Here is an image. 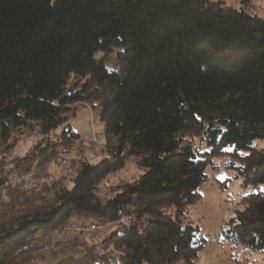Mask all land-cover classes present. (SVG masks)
Masks as SVG:
<instances>
[{
  "label": "trees",
  "instance_id": "1",
  "mask_svg": "<svg viewBox=\"0 0 264 264\" xmlns=\"http://www.w3.org/2000/svg\"><path fill=\"white\" fill-rule=\"evenodd\" d=\"M252 1L0 0V147L36 138L0 176V264H40L69 224L131 215L129 230L58 264H196L206 240L184 211L214 161L230 158L244 187H264V18ZM83 105L110 157L81 159L71 187L28 188L80 139L68 122ZM132 158L146 172L102 198ZM237 205L221 241L264 255V190Z\"/></svg>",
  "mask_w": 264,
  "mask_h": 264
},
{
  "label": "rangeland",
  "instance_id": "2",
  "mask_svg": "<svg viewBox=\"0 0 264 264\" xmlns=\"http://www.w3.org/2000/svg\"><path fill=\"white\" fill-rule=\"evenodd\" d=\"M226 2L234 8H242L241 0H215ZM248 10L264 18V0H253ZM110 66L114 65V58H109ZM68 124L73 128L80 139L72 143L70 154H68L59 164H53L49 168L50 176L46 179L31 180L28 188L37 186L36 189L42 190V184L54 185L59 184L67 187L72 186V180L76 175L77 164L84 159L91 163H97L104 158L110 157L103 152L106 147L104 135V124L94 115L88 106L78 108L76 115L70 117ZM97 136L98 142L91 141L93 136ZM18 143L11 149L2 150L0 147V176L12 171L14 160L24 156L27 151L34 145L36 138L30 131L23 132L21 138L17 139ZM196 145L202 147L201 141L196 140ZM260 148H264V143H259ZM230 158H218L214 161L213 168H208L210 180L200 188L201 199L187 205L184 215L187 221L198 225L201 230V236L206 240V245L202 250L199 260L196 264H264V255L255 253L243 246H234L231 242L223 243L221 230L225 221L233 216L237 209L238 201L249 194L264 190L263 186L242 185V179H236V171L227 169ZM145 169L138 167L136 158L130 159L125 167L107 178L109 185L100 190L102 198L107 197V188L120 185L125 182H134L145 173ZM15 177V176H11ZM16 178V177H15ZM13 179V178H12ZM227 184V185H226ZM46 190V189H45ZM43 196L44 201L51 203L53 201L52 191H42L38 193ZM173 213V211H171ZM92 221H85L91 223ZM80 223V222H78ZM80 225V224H76ZM73 225H68L65 232L58 236H53L51 244H47L38 254L43 258L40 264H58L64 260L80 256L82 245L100 244L103 238L108 235L110 229H104L95 234L74 233ZM71 227V228H70ZM79 235L77 242L75 236ZM74 241V242H72ZM74 243V244H73ZM73 244V245H72Z\"/></svg>",
  "mask_w": 264,
  "mask_h": 264
},
{
  "label": "built area",
  "instance_id": "3",
  "mask_svg": "<svg viewBox=\"0 0 264 264\" xmlns=\"http://www.w3.org/2000/svg\"><path fill=\"white\" fill-rule=\"evenodd\" d=\"M91 141L94 143H97L98 142L97 136L96 135L93 136ZM108 182L109 181L106 180V185L110 186ZM136 222H137L136 217L131 215V216H124L120 218L119 220L113 221V222H98V223H92L87 226L77 225L72 229V231H74V233L76 234L86 233V234L92 235V234L98 233L101 230L110 229L111 227H122V228L129 230L130 227L134 225Z\"/></svg>",
  "mask_w": 264,
  "mask_h": 264
}]
</instances>
